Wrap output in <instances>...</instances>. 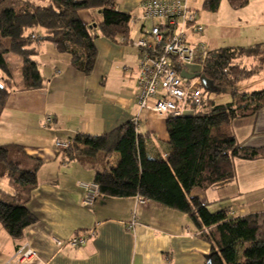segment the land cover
<instances>
[{"label":"crops","instance_id":"0c3cea01","mask_svg":"<svg viewBox=\"0 0 264 264\" xmlns=\"http://www.w3.org/2000/svg\"><path fill=\"white\" fill-rule=\"evenodd\" d=\"M258 1L263 11L249 9L251 0L239 10L220 0L218 10L212 13L203 10L204 0H187L191 8L202 10L201 40L212 50L235 47L234 38L238 37L240 43L239 33L247 28L264 38V0ZM125 4L131 7L123 13L138 14L139 0H125ZM78 14L96 36L93 71L81 75L71 68L69 56H61L47 42L39 43L36 57L51 54L49 71L40 70L44 61L37 62L43 87L14 89L0 117V145H20L30 157L41 161L36 186L26 202L37 222L19 239L11 238L0 224V264H205L210 245L186 214L146 199L144 204H136L135 197L100 195L91 207L84 206V191L78 184L94 182L97 172H109L117 156L106 161L102 154L83 162L69 160L56 148L57 140L70 143L77 134L103 135L136 120L148 157L166 158L170 146L166 117L140 110L137 105L139 51L128 43L117 44L99 35L100 11L82 10ZM131 23L134 32L130 35V30L128 39L134 40L139 37L141 23ZM259 28L261 32H257ZM258 43L264 44V39ZM258 77L263 78L253 82L251 91L243 92L264 89V71L245 81ZM46 116L53 120L43 126ZM229 130L239 145L264 148V107L251 117L234 119ZM233 164L231 181L205 191L194 189L191 196L199 198L211 212L224 210L229 218L263 213L264 158L234 160ZM2 179L0 190L11 193L9 180ZM89 230L95 235L84 247L59 248L54 243V239L67 240ZM22 245L36 256L18 263Z\"/></svg>","mask_w":264,"mask_h":264},{"label":"trees","instance_id":"16d2710c","mask_svg":"<svg viewBox=\"0 0 264 264\" xmlns=\"http://www.w3.org/2000/svg\"><path fill=\"white\" fill-rule=\"evenodd\" d=\"M42 1L47 4L0 0V117L14 90L9 55L19 57L21 89L37 90L43 87V80L32 57L39 43L47 42L58 53L69 56L71 68L81 75L88 76L93 71L96 36L90 25L80 19L79 11H100L99 35L117 44L131 45L133 40L128 35L132 20L141 23L140 29L143 25L139 20L140 4L138 14L131 16L118 11L113 0ZM227 1L234 10L248 4V0ZM219 4L220 0H204L202 7L214 13ZM201 35L200 41L208 51L201 71L196 72L205 80V84L199 81L202 106L185 115L166 116L170 146L166 158L147 156L133 121L99 136L77 134L63 154L69 160L82 162L101 154L105 161L116 155L117 161L109 172H97L94 176L100 194L118 198L138 195L186 214L210 245L205 264H264V212L229 218L224 210L210 212L199 198L191 196L194 189L205 191L231 181L234 160L264 158V148L239 145L229 130L234 119L251 117L264 107V89L250 93L234 90L235 83L264 71V44L212 50ZM225 93L230 102L223 105L209 98ZM40 166L41 161L30 157L22 146L0 145V179L7 178L11 188V193L0 190V224L13 239L21 238L24 230L37 222L26 202L36 186Z\"/></svg>","mask_w":264,"mask_h":264},{"label":"built area","instance_id":"2783aa9c","mask_svg":"<svg viewBox=\"0 0 264 264\" xmlns=\"http://www.w3.org/2000/svg\"><path fill=\"white\" fill-rule=\"evenodd\" d=\"M139 4V20L143 25L140 36L130 42L140 52L136 78L137 105L140 110H150L164 117L192 113L202 106L200 80L185 79L181 72L193 74L201 71L208 52L200 41L203 24L198 13L189 7L187 0H139ZM124 41L120 39V42ZM52 120L51 116H46L42 125H49ZM55 146L64 151L69 143L57 140ZM78 185L84 191V206L91 207L101 195L98 185L95 182ZM135 200L136 204L145 203V199L138 195ZM133 225L134 221L129 228ZM94 235L95 231L89 230L67 240L54 239V243L59 248L66 245L84 247ZM18 253V263L36 256L25 245L19 248Z\"/></svg>","mask_w":264,"mask_h":264},{"label":"rangeland","instance_id":"374dc122","mask_svg":"<svg viewBox=\"0 0 264 264\" xmlns=\"http://www.w3.org/2000/svg\"><path fill=\"white\" fill-rule=\"evenodd\" d=\"M34 2H37L38 5H42V6L47 4L46 1H42V0L41 1L40 0H36V1L34 0ZM113 4H114L115 8L118 11H121V12H123L124 9H129L131 7L130 5H128V4L126 5L125 4V0H113ZM249 9H255V10L257 9V10L263 11V7L261 6V4L259 3L258 0H251V7H249ZM198 12L200 14L202 12V10L199 9ZM250 12H252V11H249L248 13H250ZM133 30H134V27H133V24L131 23V33H130V35H132V33L134 32ZM261 30H262V28H259L257 30V32H261ZM231 32H233V34L237 33V31H231ZM239 34L242 37L241 38V42H240L241 44L239 43V40H237L238 39V37H237V38H234L236 40V42H234L235 46L242 45L241 47H249L248 44L252 43V41L255 40V42L253 44H250L251 46L255 45L256 43L258 44V42L263 41V39H264L260 35H259V37H256L254 35V33H253V29H250V28L249 29L247 28L245 30H241ZM61 56H65V54H61ZM32 58L38 63L41 62V61H44V67L40 68V70L41 71H49L50 65H49L48 62H49V60L51 58L50 52H49V54H45V55H41L40 54L38 57H36V55H34ZM7 60L10 63V65L12 66V69H13V75H14V88L13 89H17L21 85V75H20V69H19V65H20L19 57L17 55H9L7 57ZM248 63H250V61H248ZM255 63H256V61H255ZM60 65H61V63H60ZM262 78L263 77H258V78L254 79L255 81L251 80V81H242V82H239V83H235L234 84V90L239 92V93H242L243 91H251L250 90L251 87H253L254 84H255L253 82H260L262 80ZM192 81H194V80H192ZM209 98L211 100H213L214 103L217 104V105H223V104H226V103L230 102V96H229L228 93L217 95V96L216 95H210ZM0 181L2 183V182H4V179L1 178Z\"/></svg>","mask_w":264,"mask_h":264},{"label":"water","instance_id":"95a60500","mask_svg":"<svg viewBox=\"0 0 264 264\" xmlns=\"http://www.w3.org/2000/svg\"><path fill=\"white\" fill-rule=\"evenodd\" d=\"M181 76L185 79L191 80V79H195V78H199L200 81H202V83L205 84V80L202 76H200L198 73H193V74H189L185 71L181 72ZM208 256H206L205 258H207Z\"/></svg>","mask_w":264,"mask_h":264}]
</instances>
